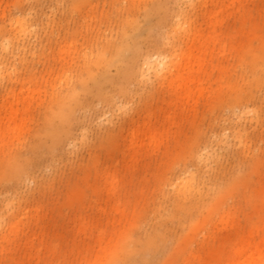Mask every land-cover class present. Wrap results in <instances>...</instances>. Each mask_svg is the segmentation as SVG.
Returning <instances> with one entry per match:
<instances>
[{"label":"rangeland","instance_id":"rangeland-1","mask_svg":"<svg viewBox=\"0 0 264 264\" xmlns=\"http://www.w3.org/2000/svg\"><path fill=\"white\" fill-rule=\"evenodd\" d=\"M33 1L38 3L36 18H44L53 10L55 28L60 25V37L57 29L50 38L42 31V37L45 36L42 49L48 53L43 61L54 72L28 77L24 91L22 84L9 81L6 75L0 81V108L3 104L19 108L43 106L51 100L53 87L57 95L62 85L75 86V83L80 101L73 114L67 109L63 120H55L47 127L43 125V115L35 113L31 120L38 124L22 126L0 143V207H9L14 189L25 184L20 210L13 217L15 224L24 207L40 205L44 212L52 209L54 214L40 232L44 242L37 238L25 251L26 236L22 235L3 243L0 258L15 256L13 264H67L72 256L63 253L79 237L69 225L78 224L83 216L88 218V234L95 230L93 225L98 221L100 229H106V239L112 238L115 246L113 251L104 256L103 253V258L89 261L96 264H103L104 257L114 251L118 253L126 245L128 253L121 264H223L224 259L216 258L215 253L220 252V242L227 237L235 241L237 235L248 236L256 228L252 243L262 240L264 179L258 181L257 177L264 174V134H259L252 143L259 152L258 162L234 155L236 148L231 140L230 152L222 155L223 164H213L201 194L193 193L181 206L176 204L174 183L181 170L194 169L190 152L211 140L219 128L234 123L228 108L230 100L235 101L238 94L248 99L252 93L255 102L264 105V70L258 66L264 64V0H245L244 8L242 0H225L221 14L216 17L222 20V25H217L215 32L209 26L215 18L194 15L205 37L208 33L215 39L219 35L216 43L211 38L208 44L192 50L197 60L190 71L197 75L188 76L187 87L176 90L171 86L176 74L160 84L153 77L136 78L133 73L141 67L148 52L165 49L163 42L172 32L170 26L185 9V0H65L69 4L68 17L62 21L60 11L52 9V0ZM88 1L90 4L86 5ZM26 2L0 0V26ZM146 5L151 8L148 13ZM91 6H97L98 18L87 31V38L93 37L99 23L110 41L109 46L106 42L98 46L112 59L98 73L100 84L90 79L93 77L84 64L81 46L75 51L63 48L67 40L85 42L77 25ZM4 7L8 9L5 22ZM121 18L133 21L135 28L138 24L141 34L111 39L115 29L122 27ZM69 24L71 33L65 34ZM120 46L124 50L120 60L115 61ZM186 51L189 47L185 43L168 53L179 59ZM121 87L124 91L116 95ZM28 88L31 92L38 91L36 100L28 98ZM123 104L126 110H122ZM134 109L138 112L135 120L131 116ZM107 113L111 121L105 118ZM19 121L20 118L13 119L11 126H17ZM151 123L157 132L153 131L156 134L149 137L147 144H150L132 152L134 131ZM261 129L258 128V133ZM37 135L41 144L37 143ZM217 151L223 152L219 148ZM51 164L54 171H45ZM38 165L42 169L37 170ZM17 166L29 179L17 175ZM241 173L252 177L247 191L243 187L233 190ZM111 180L115 193L109 195ZM247 194H251L250 199H246ZM116 205L118 212L114 211ZM232 205L235 208L226 215ZM37 232L33 224L24 231L27 237ZM58 233L63 235L59 238ZM58 240L57 257L53 259L52 248ZM201 246L203 249L198 251ZM260 249L264 252V242Z\"/></svg>","mask_w":264,"mask_h":264},{"label":"bare ground","instance_id":"bare-ground-1","mask_svg":"<svg viewBox=\"0 0 264 264\" xmlns=\"http://www.w3.org/2000/svg\"><path fill=\"white\" fill-rule=\"evenodd\" d=\"M26 1V3L18 7L16 13L11 17L7 16L8 9L7 7H4L2 10V18L5 22L8 17L7 20L9 21L0 26V81L8 75L9 81L15 83L19 82V84H22L21 91H24L25 85L23 84L28 77H35V75L41 72H47L49 74L54 72L52 67L44 64L43 57L48 53H46L45 49H42L44 42V39L42 38H45V36L50 38L51 36L49 37V35H52L55 29H57L58 36H61L60 25L58 24L57 28H55L56 19L55 14L52 12L53 10H51V13L46 15V17L39 19L35 17L37 14L35 7L38 3L35 4L33 0ZM185 1V9L180 11L179 16L176 18V22L170 26L172 32L167 34V37L163 42L165 49L157 52H148L143 57L141 67H138L139 69H137L136 72L132 71V73L134 72L133 74L136 78L138 76L142 78L150 76L161 84L170 75L176 74V79H173V84H171L173 89L176 90L178 88L182 89L187 87L186 82L188 76L191 75L190 77H196L197 72L193 73V71H190L197 60V56L193 54L192 50L208 44L211 38L216 43L219 33L217 34L216 39L212 37L210 33H208L205 37L204 30L201 26L196 24V17H194V15H202L206 18H208V16L215 18V21H212L210 23L211 25H209L211 26V30L215 32L217 25H222V20L216 17H219L221 14V7L225 0ZM88 3L90 4L89 1L85 2L86 5ZM51 5L52 9L55 8L60 11V21H62L63 18L68 17L67 8L69 9V4L65 2V0H52ZM241 6L243 8L246 7L245 0L241 1ZM145 8L148 10L147 13L151 9L149 5H146ZM86 11L84 19L81 22H78L77 25V30L84 35L85 42L80 43V41L67 40L63 48L69 47L75 51L81 46V51L83 50V60L85 61L84 64L87 66L89 76L93 77L90 79H92L94 83L100 84L101 78H99L98 73L104 64H111L112 59L107 58L105 55L106 51L102 49L103 47L98 46L103 42H106L105 44L109 46L110 41L108 39V35L104 31H101V24L99 23L95 25L97 28L96 31L94 30L96 33L92 34L93 37L87 38L89 35V32L87 31L92 28L91 26L93 21H96L98 18L97 6H91L87 8ZM121 21L122 27L115 29V32L111 34V39L114 40L125 36L132 38L135 35L139 36L141 34V29L138 24H136L135 28L133 26V21L125 18ZM67 27L68 30L66 31L62 28L65 34L71 33L72 25L69 24ZM42 31L45 33V36L43 37ZM185 43L188 45L189 51L184 52L181 56H179V59L178 56L174 55L173 57H176V60H174L168 51L172 48L182 46ZM49 48L52 47L50 46ZM123 50V46L117 48L116 55L113 58L115 61L120 60ZM48 52L50 53V51ZM40 65L42 67H40ZM258 66L264 70V64H258ZM75 84V86L74 84L72 86L67 84L65 87L62 85L60 94L57 95H55V87H53V91L50 94L51 100L44 103L43 106L35 105L34 107L30 106L19 108L14 107L13 104L1 105L0 143L3 141L4 137L18 131L22 126L38 124V121L36 122L31 120V117H33L35 113L43 115V125L46 127L54 124L55 120H63L62 118L66 116L67 112L65 110L67 109H69V113L73 114L75 112V105L80 101V93L77 88V83ZM86 88L87 90H90V86ZM122 91H124L122 87L120 89L117 88L116 95H120ZM28 92V98L32 96L36 100V93L38 91L33 89L31 92L28 88L27 93ZM254 97L255 96L252 93H249L248 99H245L241 94H238L235 97V101L230 100L228 108L232 113L234 123L231 125H224L219 128L216 132H214L211 140L204 141V143L198 145L190 152L192 164L195 166L194 169L185 168L184 170H181L174 183V196L178 206H181L183 200L191 197L193 193L198 192L201 194V189L204 188L203 186H205L204 184L208 181L211 171L214 168L213 164H223L222 155L229 151V145H232L231 140L234 141L236 148L234 155H238L244 160L250 157L254 160V162H258L259 152L253 148L252 143L255 137H258L259 134H264V105L256 103ZM113 98L114 96L111 97L112 100ZM122 108V110H126V104H123ZM131 113V116H133L132 119L135 120L134 116L138 114L137 110L134 109ZM109 115L110 113H107V117L105 118L111 121ZM19 118L20 121L18 125L11 126L12 120ZM145 126L146 127L144 128L138 127L137 130L134 131L131 139L132 152L136 151V149L141 146L149 145L150 142L147 144L149 137L156 134L152 133L153 131L157 132L154 123ZM259 127L262 129L258 133ZM51 135L53 136V139H55V132H52ZM41 142V137L37 135V143L41 144ZM72 145L75 147L76 143H73ZM218 148L223 152H218ZM246 152H248L247 155ZM250 153L252 154L250 155ZM11 160L12 159H10V161ZM40 169L42 168L38 165L37 170ZM45 171L53 172L54 166L52 164L46 166ZM16 173L19 177L23 176V179L27 178L23 173H21L19 166L16 167ZM245 175L246 174L244 173L239 174V177L236 180L237 184L235 183L236 185L233 187V190L238 191L241 187L246 189V191L248 190V187L251 185L250 180H252V177L251 175ZM257 178L258 181L263 180L264 174L258 175ZM113 180L110 181L108 190L109 195L115 193V190H113L115 185ZM24 186L26 185L21 184L14 189V199L9 207H0L1 250L4 249L3 243L6 241H9L10 243L14 239L21 238L22 235L23 237L26 236V238L24 237L25 251L32 246L37 238H40L41 242H44V235L40 234V232L42 228L49 225L50 219L54 215L52 209L49 212H44L41 208H39L41 207L40 205L34 206L35 208L24 207L21 209L20 215H18L21 217L20 220L15 224V212L20 210L22 202L20 196H22L25 190ZM250 198L251 194H247L246 199ZM118 207V205L115 206V212H118ZM234 208L235 206L232 205L226 211V215H229ZM10 215L13 216L10 217ZM31 224L35 225L39 232L27 237L24 231L25 228H29ZM69 226L72 230H76L78 232L79 237L74 238L72 242L67 245L66 250L63 253L64 255L72 256L71 260L67 264H96L95 261L92 263H89V261L97 260L99 257L103 258L107 252L113 251V248H115L112 243V238L106 239V229H100L98 221H96L93 225L95 230L91 231L90 234H88V218L85 216H83L82 220L78 224H70ZM256 232L257 229L253 228L248 236L237 235L235 237V241L233 240V237H227L220 242V252H223V254L220 255V252H216V258L224 259L225 262L223 264H264V252L260 249L261 244L264 242V237L262 240L252 243V238L256 235ZM81 234L85 236L80 237ZM62 235L63 233H58L57 237L60 238ZM55 242L57 243L52 248L54 253L53 259L57 257L56 247L59 240ZM226 243H228L227 246L225 245ZM126 247L127 245L123 246L118 253L114 251L111 256L104 257L105 260L103 261V264H121L122 260L126 258V254L128 253ZM226 247H228V250H225ZM201 249H203L202 246L198 251ZM14 262H16L15 256H10L7 259L0 258V264H13Z\"/></svg>","mask_w":264,"mask_h":264}]
</instances>
